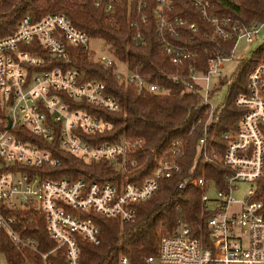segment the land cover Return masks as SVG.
<instances>
[{"label":"built area","instance_id":"obj_1","mask_svg":"<svg viewBox=\"0 0 264 264\" xmlns=\"http://www.w3.org/2000/svg\"><path fill=\"white\" fill-rule=\"evenodd\" d=\"M147 1H133L129 25L136 31L131 35L132 41H139L137 24L146 20L142 10ZM152 1L156 4L152 13L156 32L161 37V49L177 68L174 74L164 78L181 81L185 91L200 97L196 122H201V128L189 170L196 159L221 165L224 170L219 177H185L178 182V187L199 188V200L208 215L202 226L194 227L177 218L173 230L160 238L156 254L146 256L143 263L264 264V216L260 201L252 200L254 182L263 167L264 64L259 63L247 72L246 92L234 98V105L241 109L234 130L220 129L222 103L216 106L209 103L216 87L215 81L210 84L211 77L221 81L220 68L231 57L238 39L251 43L258 38L263 23L253 21L240 26L228 18L208 17L207 0H192L215 36L224 40L235 33L229 53L219 50L212 53L201 71L193 63L192 50L171 46L163 36V30L172 33L175 26L187 25L194 30V23L186 17L168 16L169 0ZM115 2L93 0L92 5H104L107 11H112ZM90 39L60 12L47 13L38 21L24 15L12 34L0 38V230L18 249L38 254L42 264H53L48 255L60 248L65 264H80V244L94 246L100 241V229L91 213L128 222L136 213V204L150 198L162 178L173 177L183 169L186 143L183 139H173L141 181H136V174L113 183L89 181L84 177L55 178L44 172L46 168L60 166L59 159L44 146L53 142L82 160H105L122 172H131L137 166V150L142 140L124 137L116 142H95V134L110 128V124L95 112L74 107L73 103H85L109 112L118 111L119 103L102 81H82L74 69L51 66V60L44 57L41 48L50 57L64 60L68 46H80L103 67L114 66L117 79L137 90L165 91L162 84L148 81L146 75L128 69L105 43L102 49L108 54H96L88 46ZM29 133L35 136L33 140L26 138ZM204 168L207 167L202 166L201 170L206 171ZM237 182L250 184L242 198L231 194ZM208 190L214 194L207 195ZM37 213L42 214L48 236L55 242L48 252L39 250L32 234ZM118 264L129 261L126 256H120Z\"/></svg>","mask_w":264,"mask_h":264},{"label":"trees","instance_id":"obj_2","mask_svg":"<svg viewBox=\"0 0 264 264\" xmlns=\"http://www.w3.org/2000/svg\"><path fill=\"white\" fill-rule=\"evenodd\" d=\"M133 1L116 0L113 10L107 11L104 5L94 7L93 0H0V38L12 34L24 15L38 21L50 12L64 13L75 27L85 31L89 37L101 38L115 57L126 63L128 69L146 75L148 81L162 84L165 88L162 93L139 91L117 79L114 66L103 67L80 46H68V55L64 60L50 57L41 48L44 57L51 60V66L74 69L82 81H102L107 92L119 103V110L114 112L85 103H73L74 107L95 112L110 124V128L95 134V142H116L124 137L142 140L137 150V166L131 172H122L105 160H82L62 150L56 142L46 143L44 146L60 161L59 167L46 168V174L55 178L84 177L89 181L113 183L136 174V181H141L151 172L156 158L165 153L173 139H183L186 143L182 171L173 177L162 178L157 191L147 200L136 204L133 219L122 222L118 218L91 213L100 229V241L94 246L85 242L80 244V264H118L120 256H126L129 264H144L146 256L156 254L160 238L173 230L177 218L194 227L202 226L208 215L199 200V188L193 185L178 187V182L185 177H219L224 170L221 165L197 159L189 170L201 128V122H196L201 109L200 97L199 94L185 91L181 81L164 78L174 74L177 68L161 49V37L156 32L152 13L156 5L154 1L148 0L146 8L142 10L146 20L137 24L139 41L131 40V35L136 31L129 25L133 17ZM207 3L208 17L228 18L231 23L240 26H248L253 21L264 23V0H207ZM168 5V16L186 17L194 23L195 29L191 30L187 25L175 26L172 33L163 30V36L171 46L192 50L197 69L204 71L205 59L217 50L229 53L235 33L224 40L215 36L212 26L192 0H169ZM259 63L264 64V39L248 58L238 59L234 70L223 79L227 91L221 106V130L235 129L241 109L234 105V98L246 92L245 76ZM34 137L29 133L26 138L33 140ZM202 166L210 171L201 170ZM252 200L260 201V212L264 216V151L263 167L254 182ZM32 234L39 250L48 252L55 246L40 213L36 214ZM0 252L5 258L3 264H42L38 254L18 249L1 230ZM48 259L53 264H65L61 248L51 252Z\"/></svg>","mask_w":264,"mask_h":264},{"label":"rangeland","instance_id":"obj_3","mask_svg":"<svg viewBox=\"0 0 264 264\" xmlns=\"http://www.w3.org/2000/svg\"><path fill=\"white\" fill-rule=\"evenodd\" d=\"M264 39V23L259 28V34L258 38L252 41L251 43L245 42L242 38L238 39L233 52L231 54V57L223 62L222 67L220 68L221 72V81L218 82V80L215 77H211L210 84L215 81L216 87L213 90L212 95L209 97V103L212 106H216L223 102L225 98V94L227 91V85L224 82V78L228 77L230 73L234 70L235 64L238 59H244L248 58L250 55V52ZM102 44L104 42L100 38H92L90 39L88 46L91 49L95 50V53L98 55H105L108 54L106 49H102ZM121 69H125L123 65H120ZM212 86V85H211ZM250 188V184L247 182H237L233 186L231 190V194L235 198H242L245 196L246 191ZM207 195L211 196L214 193L211 190H208L205 192ZM5 261L4 255L0 252V264H3Z\"/></svg>","mask_w":264,"mask_h":264}]
</instances>
